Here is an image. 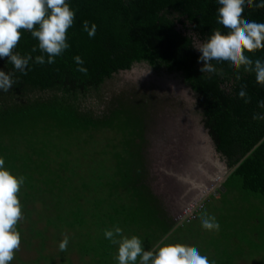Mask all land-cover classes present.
Returning <instances> with one entry per match:
<instances>
[{
	"label": "trees",
	"instance_id": "obj_1",
	"mask_svg": "<svg viewBox=\"0 0 264 264\" xmlns=\"http://www.w3.org/2000/svg\"><path fill=\"white\" fill-rule=\"evenodd\" d=\"M68 3L75 13L66 30L69 48L52 65L30 60L26 74L14 72L11 88L0 92V157L10 174L24 177L17 193L20 246L10 264H116L117 246L102 234L114 225L140 237L145 250L170 232L160 244L196 247L213 264H264V108L257 107L264 87L242 69L237 81L222 64L200 73L196 44L214 29L224 32L216 23L215 0ZM242 18L264 23V8L246 9ZM83 20L96 25L92 38L82 30ZM20 31L12 51L39 55L31 52L37 41L30 32ZM75 55L87 74L75 70ZM246 55L264 59V48ZM6 60L0 59V70L12 71ZM141 63L178 73L227 169L240 161L217 196L207 197L194 218L176 228L150 186L147 95L114 94L96 111L80 105L112 76ZM241 86L247 104L237 98ZM203 213L215 217L218 231L192 232ZM64 236L68 245L61 252L57 245Z\"/></svg>",
	"mask_w": 264,
	"mask_h": 264
},
{
	"label": "clouds",
	"instance_id": "obj_2",
	"mask_svg": "<svg viewBox=\"0 0 264 264\" xmlns=\"http://www.w3.org/2000/svg\"><path fill=\"white\" fill-rule=\"evenodd\" d=\"M215 2L218 5L216 23L224 32L212 30L211 35L195 48L200 53L197 63L202 62L200 73H213L217 64H222L233 70L237 81L240 80L242 69L245 73L254 74L255 82L264 87V59H252L246 55L264 48V23L242 18L246 9L264 8V0ZM74 16L68 0H0V59L6 57L7 63L12 65V71L0 70V92H7L11 88L15 82L14 72L26 74L25 69L30 60L38 65H52L55 58L69 48L66 30L73 25ZM81 28L88 38L95 35L94 23L90 25L89 21L83 20ZM21 29L29 31L37 41L31 52L39 51V55H21L12 51L21 36ZM72 60L77 72L87 74L88 70L79 55L73 56ZM236 95L245 104L249 103L244 86L239 88ZM257 107L264 108V100H257ZM252 118H257L255 113ZM4 163L0 157V264H10L14 250L20 246V233L16 225L22 212L17 193L24 183V177L10 174ZM189 211H185V214ZM198 219L203 229L219 230V223L214 216L203 213ZM102 234L105 240L117 246L114 256L116 264H213L206 255L200 254L198 248L180 243L158 242L145 250L140 237L126 236L115 225L104 229ZM67 245L68 237L64 236L57 247L62 252Z\"/></svg>",
	"mask_w": 264,
	"mask_h": 264
},
{
	"label": "rangeland",
	"instance_id": "obj_3",
	"mask_svg": "<svg viewBox=\"0 0 264 264\" xmlns=\"http://www.w3.org/2000/svg\"><path fill=\"white\" fill-rule=\"evenodd\" d=\"M199 46L196 44V48ZM122 92L147 95L145 159L153 193L163 201L174 218L187 215L186 221L193 219L190 211L186 214L185 211L194 207L204 188L210 191L217 185L213 183L214 179L225 170L221 169L223 163L213 152L214 145L203 130L194 94L182 82L179 74L155 71L141 63L133 65L129 71L112 76L101 86L97 96L90 94L81 100L80 105L96 111L100 109L102 101ZM183 161L185 165L182 167ZM212 162H215L214 165ZM209 165L214 167L211 166L208 171ZM165 174H168V178ZM171 175H174L173 181L169 179ZM174 185H182L181 194L173 190ZM215 191L212 190L211 195L216 197ZM191 229L192 232L198 229L200 233L204 231L200 222ZM197 242L206 246L205 242Z\"/></svg>",
	"mask_w": 264,
	"mask_h": 264
},
{
	"label": "water",
	"instance_id": "obj_4",
	"mask_svg": "<svg viewBox=\"0 0 264 264\" xmlns=\"http://www.w3.org/2000/svg\"><path fill=\"white\" fill-rule=\"evenodd\" d=\"M199 44V43H198ZM165 73H168L167 71H165ZM175 74H178V73H175ZM190 89V88H189ZM161 130H163V129H161ZM203 130H204V132L206 133V136H207V138L209 139V141H211V139L209 138V136H208V133H207V131L203 128ZM212 142V141H211ZM213 144V143H212ZM213 152L221 159V162L223 163L222 165H221V167L222 168H224L225 170L223 171V173L221 174V176H220V180L216 183L217 185L215 186V187H213L210 191H208L206 194H203V195H201L200 197L201 198H199L198 199V201L196 200V202L194 203V207H192L191 209H190V212H189V214L190 215H194V212L197 210V209H199L200 207H201V205L203 204V202L205 201V199L207 198V197H209L210 195H211V191L212 190H218L219 189V187L221 186V184L227 179V177L233 172V170L239 165V163H240V161L238 162V163H236V165H234L232 168H230V169H227V167H226V164H225V160L221 157V155L218 153V152H216V150H215V148H214V150H213ZM189 154V153H188ZM246 156V155H245ZM184 161H185V159H184ZM183 161V163H182V167L185 165V162ZM173 168H175V169H177V167H173ZM181 169V168H180ZM167 175L168 174H165L164 176H166L167 177ZM172 177H174V175H171V178H169L170 180H174V178H172ZM168 178V177H167ZM173 190L175 191V192H177V194H181V192H182V190H183V188H182V185H174V187H173ZM215 191V192H216ZM175 220H176V222H177V224H176V226L174 227V228H176V227H178V226H181L182 225V223L184 222V221H186L187 220V215H182L181 217H178V218H174ZM170 233V232H169ZM168 233V234H169ZM167 234V235H168ZM167 235L165 236V237H163L160 241H159V244L167 237Z\"/></svg>",
	"mask_w": 264,
	"mask_h": 264
},
{
	"label": "bare ground",
	"instance_id": "obj_5",
	"mask_svg": "<svg viewBox=\"0 0 264 264\" xmlns=\"http://www.w3.org/2000/svg\"><path fill=\"white\" fill-rule=\"evenodd\" d=\"M212 163H213V165H214L215 162H212ZM217 164H218V163H217ZM213 165H209V166L207 167V168H208L207 170L209 171V170L211 169V166H213ZM220 166H221V165H220ZM213 167H214V166H213ZM221 169H222V167H221ZM208 171H206V172H208ZM220 176H221V174L218 175V177H216V178L214 179V181H213L214 184H216V183L220 180ZM208 191H209V189L204 188L201 194H202V195H203V194H206ZM192 203H193V202H192ZM192 203H191V204H192Z\"/></svg>",
	"mask_w": 264,
	"mask_h": 264
},
{
	"label": "flooded vegetation",
	"instance_id": "obj_6",
	"mask_svg": "<svg viewBox=\"0 0 264 264\" xmlns=\"http://www.w3.org/2000/svg\"><path fill=\"white\" fill-rule=\"evenodd\" d=\"M161 131V133L163 132L162 130H160Z\"/></svg>",
	"mask_w": 264,
	"mask_h": 264
}]
</instances>
